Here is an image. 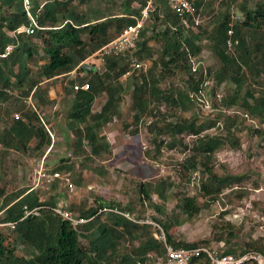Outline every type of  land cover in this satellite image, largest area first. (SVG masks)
I'll return each mask as SVG.
<instances>
[{
  "label": "trees",
  "instance_id": "16d2710c",
  "mask_svg": "<svg viewBox=\"0 0 264 264\" xmlns=\"http://www.w3.org/2000/svg\"><path fill=\"white\" fill-rule=\"evenodd\" d=\"M85 1L34 0L33 14L41 29L28 36L23 32L18 33L20 28L31 24L22 0H0V54L9 46H13L8 57L0 61V109H3L0 115L5 116L0 124L3 155L15 148L25 154L35 153L41 159L48 148H54L48 132L53 128H49V123L45 122L40 111L53 104L54 100L49 95L50 86L42 84L60 78H63L62 81L65 83L64 96L73 97L67 116L71 121L70 128L78 131L75 152L84 151L87 143L92 157L98 158L103 153H110L111 147L106 137L101 134V130L119 115L122 96L128 88L120 80L129 75L132 81L129 87L133 91L132 110L136 125L134 134H139L138 126L144 119L153 118L148 130L155 133L152 144L157 154H160L167 144L160 139L162 136L172 138L167 145L170 149L182 144V137L186 135L196 137L190 149L192 155L183 166L190 173L189 177L185 178L187 184H191L193 174L199 171L202 175L196 189L205 199L204 206L211 207L220 201V196L225 191L245 183L248 180L246 176H219L210 166L212 157L226 144L238 147V134L247 129L244 122L239 121L236 116L225 124L226 135L203 136L204 132L217 126V122L224 117L222 112L217 121L198 123V119L193 116L190 119L179 118L169 121L159 107L160 104L167 103L172 108L188 111L195 106L188 92L162 90L160 87L162 78L156 75L154 70L162 66V72L173 74L175 70L181 69L189 74V90L199 92L200 86L204 83V73L202 68L198 73L195 71L191 73L190 57H196L201 53V40L208 32L201 29L200 33L195 34L185 30L180 19L172 13L164 0H153L148 20H155L156 31H159V27H165L163 31L156 32L154 37L162 41L160 61H155L148 73L143 72L142 66L137 68L132 64L136 59L141 61L145 59V55L149 57L152 55L144 29L137 40L135 50L125 55L105 56L103 72L97 71L91 65L89 66L92 67V71L88 72L82 63L99 52L105 44L116 39L129 26L134 25L136 19L142 17L149 0H97L98 7L90 6L88 11L82 12L79 6ZM192 1L197 10H201L207 3V0ZM100 2L105 3V7L100 6ZM162 5L163 11L160 12ZM117 6L120 12L116 10ZM241 12L244 16L242 22L233 24L230 11H227L223 20L211 30L212 50L222 63V68L214 72V77L217 86L227 80L236 86L231 96L221 99L223 108L239 106L240 111L247 116L260 119V123H264V89L257 97L259 88H255L256 85H262L260 80L264 75V6L251 10L247 3L242 4ZM230 31L233 34L230 35ZM37 41H43L45 46L46 57H43L42 64L38 52L40 45ZM229 41L232 43L231 46ZM232 47L234 51L231 53ZM100 58V53L95 56L96 61ZM244 70L253 78H248ZM74 71L79 75L69 79L68 76ZM81 74L84 76H80ZM208 76H212L211 71ZM86 83L90 84L89 91L74 90L75 84ZM102 95H106L107 100L101 111L94 113V106ZM30 97L37 102L38 107L24 111V114H20L21 119H16L11 113L14 106ZM154 104H158V107L152 108ZM82 125L86 127L83 129ZM232 128H235L233 129L235 133L232 132ZM261 131L255 129L252 133L263 136L264 133ZM63 162L61 161V164L52 171V175H60L72 169L67 161ZM52 183L56 186L55 181ZM175 187V182L170 178L157 182H143L139 185L141 201L143 202L145 198L146 201H152V196L158 195L162 205L152 203L151 206L163 214L169 193ZM232 192L235 195L234 190ZM5 194V191L0 189V195L5 196L1 205L4 213L0 216V223L18 224L15 230L0 228V264H156L155 255L164 253L163 243L149 232L148 225L133 223L113 213L98 215L105 207H118L124 212H131L132 205L123 207L114 202L96 199V205L86 209L79 207L77 209L79 213L73 212L80 217L91 219L87 224L74 227L70 221L56 215L53 210L66 198L53 197L46 202L35 191L28 189ZM238 197L240 199L244 195L240 194ZM25 207L43 208L38 216L22 220L25 216ZM177 207L189 218L197 216L201 210L196 198L188 196L182 197ZM227 213L228 211L224 214ZM156 221L166 231L169 243L185 248L200 246L177 243L174 240L172 228L185 223L179 216L166 221ZM234 236L233 232H229L228 237L224 233L220 235L218 240L224 241L226 248L216 249L218 255L243 256L251 251L264 255V237L241 246L231 241ZM83 241L88 245L86 246ZM135 242L139 245L133 247L132 243ZM203 245L212 248L209 243ZM194 262L210 264V259L207 255H202Z\"/></svg>",
  "mask_w": 264,
  "mask_h": 264
},
{
  "label": "rangeland",
  "instance_id": "374dc122",
  "mask_svg": "<svg viewBox=\"0 0 264 264\" xmlns=\"http://www.w3.org/2000/svg\"><path fill=\"white\" fill-rule=\"evenodd\" d=\"M78 3L75 2V4ZM246 3L251 10L261 5L264 6V0H207V3L201 8L203 22L198 31L192 32L196 34L204 29L208 35L206 34L201 40V53L196 57H190L191 73L194 71L198 73L200 68L204 73V83L200 86L199 92L189 90V74L181 69L175 70L173 74L162 72V66L154 70L156 75L162 78L160 83L162 90L175 93L188 92L195 102V106L188 111L172 108L167 103L160 104L162 113L167 116L169 121L179 118L190 119L192 116L198 119V123L217 121L220 112H222L224 117L217 122V126L204 132L203 136L206 134L210 136L226 135L225 124L236 116L239 121L245 123L247 129L238 134V147L226 144L215 153L210 162V166L213 167L214 173L217 175L246 176L248 180L245 183L225 191L220 196V201L212 204L211 207L204 206L205 199L196 189L202 175L198 171L193 174L191 184H187L185 178L189 177L190 173L183 166L192 155L190 149L196 137L186 135L182 137V144L170 149L167 145L170 144L172 138L162 136L160 139L166 141L167 144L162 148L160 154H157L152 144L155 133L148 130V125L153 121V118L144 119L138 126L139 134H134L136 125L132 110L133 91L129 87L132 81L127 75L120 80L128 88L123 93L119 115H116V118L101 130V134L106 137L111 147L110 153H103L98 158L90 156L91 149L87 143H85L84 151L75 152L78 131L70 128L71 121L67 116L73 97L66 98L64 96L63 78L44 82L43 86H50L49 95L51 99L53 97L54 102L40 111L46 123L54 122L55 129L50 130L54 148H48L44 157L39 159L35 153L25 154L15 148L3 155L4 148L0 144V189H3L6 194L22 189L33 190L46 202L53 197H63L70 203L69 208L74 213H79L77 211L79 207L89 208L96 205V199H102L123 207L132 205V211H130L136 218L146 219L149 217L159 225L160 223L156 220L166 221L174 216H179L180 220H184L185 223L173 227L171 230L174 240L178 243L199 245L209 243L213 248L224 250L225 242L218 240L223 233L228 237L229 232H233L235 236L231 238V241L241 246L264 237V135L252 133L255 129H260L264 133V123H260V119L247 116L242 110L240 111L239 106L226 109L222 107L221 99L231 96L236 90V86L230 80L217 86L214 72L222 68V63L212 50L213 41L211 39L212 28L223 20L227 11H230L233 24L243 21L241 5ZM104 5L105 3L100 2V6L105 7ZM90 6L91 8L98 7L97 0H94L93 3L92 0H86L79 6V9L86 12ZM136 6L134 5V7ZM116 10H119L118 6ZM162 11L163 5L160 8V12ZM155 24L153 19L146 21L145 39L149 40L151 57L145 55V59L141 61L136 59L132 63L135 67L137 64L142 66L144 73H148L153 63L160 61L162 56V41L154 37L156 32L163 31L165 27H159V31H156ZM37 42L40 45L38 52L40 64H42L44 63L43 57H46L45 46L43 41ZM233 51L232 47L230 52ZM97 53L90 56L87 59L88 62L87 60L84 62L93 66L97 71L103 72V63L100 59L99 61L95 59ZM209 71L212 72L211 77L208 76ZM244 72L247 73L248 78H253L247 70ZM78 75V72L74 71L68 77L74 79ZM80 76H84V74ZM260 83L262 85L255 86L256 89L259 88L257 97L264 89V75ZM106 100V95H102L98 99L94 106V113L101 111ZM33 106L38 107L34 99L32 102L24 100L23 103L16 104L11 113L13 115L24 114V111L32 110ZM156 107L158 104L152 105V108ZM1 110L3 109H0V112ZM4 117L0 115V124ZM82 127L84 129L86 126L82 125ZM233 129L235 128H232V132H234ZM61 161H67L72 169L61 173L55 180L56 186H53V183H49V179L42 174L45 173L46 177L53 176L52 171L61 164ZM42 166L44 172L40 174ZM167 178L174 181L176 187L169 193L168 202L164 205L165 213L160 214L151 206L152 203L162 205L158 195L154 194L152 201H146L144 197L142 202L139 185L143 182H157ZM233 190L235 195L232 194ZM240 194H243L244 197L239 199ZM185 196L195 197L197 204L201 207L200 213L193 218H189L177 207L180 199ZM4 199L5 196L0 195V210ZM226 211L228 213L224 214ZM163 231L166 234L164 229ZM149 232L153 235L160 234V231L152 226H149ZM83 242L86 246L88 245L86 241ZM132 245L135 247L139 243L135 242Z\"/></svg>",
  "mask_w": 264,
  "mask_h": 264
},
{
  "label": "built area",
  "instance_id": "2783aa9c",
  "mask_svg": "<svg viewBox=\"0 0 264 264\" xmlns=\"http://www.w3.org/2000/svg\"><path fill=\"white\" fill-rule=\"evenodd\" d=\"M33 1L34 0H22L23 8L28 18L31 21L30 26L22 27L18 30V33H26L28 36H32L35 34L36 30L41 29L38 26V22L33 14ZM168 5L169 9L174 13L181 21L182 26L187 31H198L199 27L202 24L201 18V10H197L194 2L192 0H164ZM153 5V0H149L147 8L142 12V17L136 19V23L134 25L129 26L126 30L121 33L116 39L106 44L98 53L101 54L100 61L104 62L105 56H119L125 55L127 52L135 50L137 47V40L140 37L141 32L146 27V21L149 16V10ZM229 34H233L232 31ZM229 45L232 43L229 41ZM13 47L6 48L5 52L0 54V61L8 57L11 53ZM88 62V60H87ZM83 64H88L83 62ZM137 67H141L139 64ZM74 90L77 91H89L90 84L86 83L84 85L75 84ZM26 102H32V97H30ZM35 109V106H33ZM14 117L16 119H21L20 114H15ZM24 120V119H23ZM25 121V120H24ZM48 132L52 133L50 130ZM44 172V167L42 166L41 171ZM45 178H48V182L52 183L58 178L59 175H49L46 177V174H42ZM43 207H36L34 209H29L25 207L24 212L25 216L22 220L30 217V216H38L40 214V210ZM54 213L72 223L74 227H79L81 225L87 224L91 219H86L75 215L69 208V202L67 200H61L57 206L53 209ZM4 211L0 210V216L3 215ZM109 213H113L119 216L126 218L127 220L141 224L152 226L154 229L160 231V234H155L154 237L164 245V253L163 255H155V263L156 264H196L194 261L197 258H200L202 255H207L210 259V264H264V255L251 251L247 252L243 256L236 255H218L216 248H209L205 245H200L198 247L193 248H185V247H177L168 242L167 236L163 231L162 227L155 223L151 218L147 217L146 219H138L134 216V214L130 212H124L120 210L118 207H105L100 210L99 214L107 215ZM17 222L15 223H0V228H9L11 230H15L17 227ZM178 243V241H176Z\"/></svg>",
  "mask_w": 264,
  "mask_h": 264
},
{
  "label": "water",
  "instance_id": "95a60500",
  "mask_svg": "<svg viewBox=\"0 0 264 264\" xmlns=\"http://www.w3.org/2000/svg\"><path fill=\"white\" fill-rule=\"evenodd\" d=\"M82 66H83V68H84L85 70H87L88 72H91V71H92V67L89 66L88 64H83Z\"/></svg>",
  "mask_w": 264,
  "mask_h": 264
},
{
  "label": "crops",
  "instance_id": "0c3cea01",
  "mask_svg": "<svg viewBox=\"0 0 264 264\" xmlns=\"http://www.w3.org/2000/svg\"><path fill=\"white\" fill-rule=\"evenodd\" d=\"M89 65V64H88ZM52 99H53V97H52ZM49 126H51L53 129H55V125H54V122H51V123H49L48 124ZM53 145H54V143H53ZM41 161V160H40ZM56 168V167H55Z\"/></svg>",
  "mask_w": 264,
  "mask_h": 264
}]
</instances>
